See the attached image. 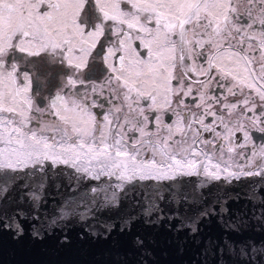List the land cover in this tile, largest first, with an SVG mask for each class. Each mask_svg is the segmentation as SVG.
Wrapping results in <instances>:
<instances>
[{"label":"snow or ice","instance_id":"6c2138e0","mask_svg":"<svg viewBox=\"0 0 264 264\" xmlns=\"http://www.w3.org/2000/svg\"><path fill=\"white\" fill-rule=\"evenodd\" d=\"M213 218L264 233V0H0V233L143 255L137 225L179 247Z\"/></svg>","mask_w":264,"mask_h":264},{"label":"water","instance_id":"95a60500","mask_svg":"<svg viewBox=\"0 0 264 264\" xmlns=\"http://www.w3.org/2000/svg\"><path fill=\"white\" fill-rule=\"evenodd\" d=\"M191 179L196 180V178ZM252 179L258 180L259 178ZM231 191L243 193L247 189L238 186ZM15 195L17 193L13 192L12 196ZM12 206L14 205L11 200L5 205L9 208ZM229 207L233 211H244L251 209L252 205L241 199L239 203H232ZM100 218L110 220L111 214H105ZM255 227L256 225L252 224L243 234L239 235L226 233L213 218L211 226L204 227L201 233V239L204 242L184 244L181 241L178 247L174 234L167 231L166 228L145 229L140 224L136 226L135 231L141 235H149L151 239L155 240L154 245H149L150 251L143 255L134 254L133 250L124 245L111 247L105 244L81 243L76 239L79 228L70 233L73 243L68 247H60L56 244L55 238L38 243L31 239L17 241L9 233H0V264H122L125 259L129 264H139L140 261H146V264H203L205 242L209 239L215 241L217 247L223 245L225 238L236 245L254 241L257 247L264 246V233L253 231L252 229ZM184 235L181 234V236ZM207 260L208 264H216V260L210 255L207 256Z\"/></svg>","mask_w":264,"mask_h":264},{"label":"flooded vegetation","instance_id":"af4514ba","mask_svg":"<svg viewBox=\"0 0 264 264\" xmlns=\"http://www.w3.org/2000/svg\"><path fill=\"white\" fill-rule=\"evenodd\" d=\"M242 2H243V0H242ZM256 135H258V134H255V133H254V137H255Z\"/></svg>","mask_w":264,"mask_h":264}]
</instances>
